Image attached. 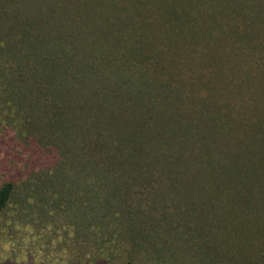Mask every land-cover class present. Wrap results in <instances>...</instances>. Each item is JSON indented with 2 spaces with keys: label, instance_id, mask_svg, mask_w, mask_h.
<instances>
[{
  "label": "rangeland",
  "instance_id": "rangeland-1",
  "mask_svg": "<svg viewBox=\"0 0 264 264\" xmlns=\"http://www.w3.org/2000/svg\"><path fill=\"white\" fill-rule=\"evenodd\" d=\"M87 1L102 12L84 21L104 30L95 51L77 31L83 0H0V185H12L0 264H264L263 179L248 176L257 189L242 198L187 132V113L224 105L231 134L264 159V140L238 128L264 114V0H186L174 43L169 30L146 35L158 67L145 79L111 69L131 55L136 23L172 27L174 9L149 12L147 0L134 20L131 0ZM213 140L211 156L231 160Z\"/></svg>",
  "mask_w": 264,
  "mask_h": 264
},
{
  "label": "trees",
  "instance_id": "trees-1",
  "mask_svg": "<svg viewBox=\"0 0 264 264\" xmlns=\"http://www.w3.org/2000/svg\"><path fill=\"white\" fill-rule=\"evenodd\" d=\"M83 1L85 2V4H83L84 6L83 5L80 7L78 6V8L82 10L80 12V14H79L80 16L78 18L79 20H81L80 22L82 24L79 26V29L77 31H79L80 36L83 33L84 36L86 35L88 37L89 42L91 43V46H89V48L91 51H93V50L95 51L96 49L103 48V47H101L102 43L99 40V37L97 36L96 33H103L104 30L92 31V30H94V27H90L91 30H88L87 28H89V26L85 25L84 21L90 20V19L91 20L99 19L100 17H98V16H101L102 12L100 11L99 7H97L95 5V3L91 2V1H87V0H83ZM95 1H97V3L100 4V0H95ZM185 1L186 0H151V1H149L151 4V8L147 7L150 9L149 12H154L155 10H157L160 15L165 16V14L167 12L172 14L171 9H174L173 12L175 14V18H173V19L175 20V22L172 23L173 28L168 27V26H171L170 24L168 26L163 25V24L168 23L169 21L171 22V19H162L163 22H161V21L159 22L160 19H158L157 21L160 24L155 23L154 25L151 23H148V22H144L143 19H142L141 23L140 22L136 23L133 26V31L137 35L133 33L134 35L132 36L131 40L129 41V43H127L125 45V48L129 49L131 55L126 56V54L124 53L125 51H124L123 53L125 56L124 57L122 56V58H119L120 61L114 62V67L113 68L111 67L112 68L111 70H113L114 72H122L128 66L133 67L135 65L136 68H134V69L140 70L139 77H142L143 79H145L148 76L147 69L157 70L158 66H155V64H152L151 62H148V60L150 58V55H148V52L153 50L152 44H154L156 42H148V40L150 38L147 39L146 35H148V32L150 30H169V34L165 33V37L167 38L169 35L172 39H170V40L168 38L167 39L171 43H174V39H177V36L179 33H175L173 31L171 32V30H177L176 28L177 27L179 28V26L181 25V22L188 15V10H185L182 7V5L187 6V3H185ZM218 1H219L218 2L219 6H222V9L227 8L223 5H221V2H225V0H223V1L218 0ZM146 2H148V1L147 0H131L130 5L133 6L135 10L133 11V13L127 12L128 19H134L135 20V16L141 14L138 12V9L142 8L143 5L146 6L145 5ZM181 2H183V3L181 4ZM239 3H241V2H237L236 7L238 6ZM116 9H120V8H116ZM177 12L181 13L182 15H180L179 13L177 14ZM225 15L229 16V13H226ZM143 16L144 15H142L141 18H143ZM216 16H219V13L218 14L214 13V14L210 15L209 18L214 19V18H216ZM184 25H185V27H187V25L185 23H184ZM144 30H145V35H144ZM130 31H132V30H130ZM130 31H128V32H130ZM178 32H180V31H178ZM126 34H128V33H126ZM118 35H120V39L124 37L123 34L115 33L116 40L119 39ZM141 35L145 36V38H143ZM135 36H137V38L135 39V43L130 45ZM143 40H144V44L146 45L147 48L140 49L139 45H140V42H142ZM95 41L100 42V44L96 45L95 43H93ZM113 41L111 42L112 44L114 43ZM99 46L101 48H98ZM158 51L159 50H155V52H157V53H158ZM152 56L155 59V56L154 55H152ZM127 58H129V59H127ZM103 61L108 63V60L103 59ZM105 66H109V65H105ZM149 77L151 78V76H149ZM140 79L141 78H139V80ZM143 81L145 82V85L148 84V80H143ZM243 83L249 84L250 82L248 83V82L244 81ZM153 85L151 87H153ZM162 87H161L162 91L168 92V94L170 96H173V95L177 96L178 95L176 92H173V88H171L172 84L170 82L164 83L162 85ZM261 93H262V95L259 96L260 101H264V88H263ZM208 104L210 105V108L208 107L209 109L202 107L199 109V111L196 113V115L193 114L192 112L187 113V114H190V116H191L190 117L191 121L189 124L190 127H191V125L195 126V128H194L195 132L192 133L190 128H187V132L191 133L190 136H193V134H194L196 139H197V142L203 143L204 149L201 147L203 149L202 150L203 152H201V154L203 155V157L207 156V161H208V164L210 166L211 173L221 172L222 174H227V173L231 172L230 174H235V177L230 182H228V185H231L232 188H238L239 190L244 189L245 193L247 191V195H243L242 198L252 200V192L257 189L256 184H259V181H261V179H263V182H264V159L261 156L259 158H257L256 157L257 154H255L254 152L253 153L250 152V149L254 148V147H251V148L249 147V146H254L251 143H243V144L239 143V141L235 138L237 131L234 134H231L237 128V125L234 124V120H230L231 118H230V114H228V111H221V108H225L224 105L221 107H215V105H211L210 103H208ZM258 117H259V115H257L256 122H252V123L245 122V124H247L246 126H250V131H247V129H245V130L241 129L243 127V124L238 126V128H240V130H239L240 133L245 134L246 140H247V138H250L252 140V142L253 141L254 142L259 141L260 139L264 140V114L261 116L262 120H261V118L259 119ZM237 123L239 124V122H237ZM203 127H204V129H202ZM221 131H225L227 134L223 135V134L218 133ZM218 136L220 137V143L222 144V146L217 144L220 147V149L215 150V151H219V154H220L221 150L225 151L226 153L229 154L231 160H227V161L223 160V158L227 159V157L223 154H221L220 156L218 155L216 157L211 156V152H212V149L214 147L213 138H215L217 140ZM229 136L233 137L234 140L230 141ZM211 137H213V138H211ZM224 138H226L227 145L223 144ZM246 153L248 154L246 156V158H244L241 163L237 164V162H239L238 159L242 158ZM209 155H210V157L208 158ZM221 158H222V161L220 160ZM232 162H234V163H232ZM249 164H250V166H249ZM249 167H250V169H249ZM259 171H261V173H259ZM252 174L254 177H253V181L251 184L256 185V186L250 187L247 184L246 179L248 178V176H250ZM211 177L213 178V180L211 179V182L218 179L214 175H212ZM245 187H247V189ZM11 193H12L11 183L10 182H3L0 185V214L6 208L5 206L7 205L8 200L10 199ZM76 216L80 217L81 215L77 214ZM125 264H130V263L127 262Z\"/></svg>",
  "mask_w": 264,
  "mask_h": 264
}]
</instances>
